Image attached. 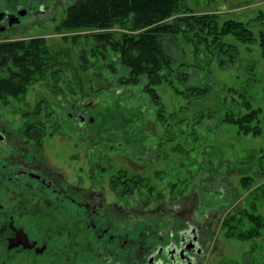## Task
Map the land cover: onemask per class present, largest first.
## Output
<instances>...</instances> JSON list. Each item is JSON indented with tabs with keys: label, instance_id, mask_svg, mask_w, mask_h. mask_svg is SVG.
I'll return each instance as SVG.
<instances>
[{
	"label": "rangeland",
	"instance_id": "1",
	"mask_svg": "<svg viewBox=\"0 0 264 264\" xmlns=\"http://www.w3.org/2000/svg\"><path fill=\"white\" fill-rule=\"evenodd\" d=\"M184 1L198 14L214 15L220 28L230 19L246 23L254 32V40L245 42L234 34L223 35L225 51L201 45L198 54L184 36L172 40L177 59L174 72H179L178 59L184 54L187 65L200 66L191 77L206 84L208 93L203 97L188 93V97L178 92L186 89L179 79L162 83L158 86L159 106L148 103L137 114L142 118L130 116L131 124L123 118L124 131L128 132L130 125L140 133L121 134V120L113 116L120 112L110 110L115 106L107 103L115 100L113 82L117 79L106 67L109 63L117 65L115 55L105 59L101 52H112L108 47L95 46L89 35L92 30L69 31L61 26L66 11L60 6L57 17L24 36L44 35L52 57L58 58L65 50L62 62L48 67L45 75L37 77L21 94L0 95V106L11 112L6 119L21 143L30 144L38 157L43 154L54 170L71 180L83 176L85 188L94 176L98 178L108 202L124 201L127 206L141 205L146 199L196 203L199 213L208 215L209 224L200 264H264V229L252 239L240 240L226 236L222 226L228 216L253 206L264 216V55L259 36L264 30V0ZM125 26L129 28L130 22ZM209 43H213L212 37ZM199 72L205 77H199ZM95 100V107L85 110L88 115L93 112L97 124H88L76 138L70 134L78 120L73 107ZM139 102L125 97L123 107ZM246 102L262 110L260 120L254 122L262 127L260 132L244 133L238 125L223 121L229 111L248 112ZM163 108L165 114L160 116ZM70 113L75 114L73 119ZM97 144L101 149L114 148L107 152ZM249 226L246 224L245 229Z\"/></svg>",
	"mask_w": 264,
	"mask_h": 264
},
{
	"label": "flooded vegetation",
	"instance_id": "2",
	"mask_svg": "<svg viewBox=\"0 0 264 264\" xmlns=\"http://www.w3.org/2000/svg\"><path fill=\"white\" fill-rule=\"evenodd\" d=\"M80 1L0 0V44L45 37L24 34L57 17L58 6L66 15ZM95 103L74 105L78 120L70 134L77 138L88 124H97L93 112L85 110ZM10 115L0 106V264L202 262L209 224L196 203L108 202L98 178L85 188L83 176L71 180L54 170L43 154L38 157L30 144L21 143L6 119Z\"/></svg>",
	"mask_w": 264,
	"mask_h": 264
},
{
	"label": "trees",
	"instance_id": "3",
	"mask_svg": "<svg viewBox=\"0 0 264 264\" xmlns=\"http://www.w3.org/2000/svg\"><path fill=\"white\" fill-rule=\"evenodd\" d=\"M126 21L130 22L129 28L125 26ZM62 24L61 26L69 31L92 30L89 35L97 44L95 46L108 47V50L112 52L111 55L109 52H101L105 55V59L109 61L111 56L115 55L117 65L109 63L106 66L117 79L113 82L115 100L107 103L115 106V108L110 107V110H119L120 113L113 116L118 121L121 120L118 125L122 130L121 134L125 136L129 132L138 130L136 126L128 125V132L124 131L123 118L128 119L131 124L130 116L134 114L136 115L134 117L142 118V115L137 114H141L148 103L154 102L159 106L161 95L158 92V86L162 83L179 79L186 85V89H178V92L185 96L193 93L194 96L203 97L208 93L206 84L201 85L197 81L199 78L191 77L193 71L201 70L200 66L187 65L184 62V54L181 55V59H178L181 64L179 72L177 74L174 72L173 64L177 59L173 55L172 40H177L180 35L184 36L187 42L194 45L197 54L201 50V45L207 49L212 45L220 52L225 51L227 46L222 41L223 35L234 34L245 42L254 40V32L247 27L246 23L230 19L220 28L214 15L196 13L187 7L184 0H81L68 9ZM259 36L264 55V30ZM210 37L213 43H209ZM50 49L45 37L1 43L0 95L21 94L37 77L45 75L48 67L62 62L61 55L65 53V50L60 52L61 55L57 58L50 55ZM198 75L202 77L200 72ZM98 89L101 91V88ZM125 97H134L140 102L136 106L123 107ZM143 101L145 103L142 104ZM140 105L143 106L140 107ZM245 105L249 109L248 112L242 114L229 111L223 117V121L238 125L244 133L260 132L262 127L254 122L260 120L262 110L251 108L249 102ZM164 114L163 108L159 115L164 116ZM262 151L261 160L264 162V149ZM261 169L264 173V165ZM243 181V184L247 186L246 177ZM261 189L260 187L259 190ZM220 190L221 188L218 191ZM248 223L250 226L245 229ZM222 226L226 236L237 237L240 240L252 239L264 229V216L257 213L256 206H253L251 209H241L228 216L224 219Z\"/></svg>",
	"mask_w": 264,
	"mask_h": 264
}]
</instances>
